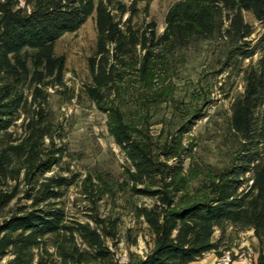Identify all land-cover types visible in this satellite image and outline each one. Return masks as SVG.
<instances>
[{"label":"trees","instance_id":"trees-1","mask_svg":"<svg viewBox=\"0 0 264 264\" xmlns=\"http://www.w3.org/2000/svg\"><path fill=\"white\" fill-rule=\"evenodd\" d=\"M151 1L0 0V264H48L51 245L65 264H118L106 244L117 234L114 224H68L63 199L72 181L64 171L70 170L47 176L65 156V128L51 106L52 92L67 89V60L56 44L93 16L97 42L85 91L109 115L111 134L130 161L134 195L153 200L137 213L154 248L130 264L222 257L228 227L254 233V264H264V33L253 38L245 16L264 24V0H181L168 11L162 34L154 20L134 22L139 5ZM203 45L216 46V73L238 77L243 91L231 104L230 164L197 180L201 172L185 168L189 125L183 122L169 138L155 137L151 116L136 118L125 104L132 92L144 111L165 101L175 57Z\"/></svg>","mask_w":264,"mask_h":264},{"label":"rangeland","instance_id":"rangeland-1","mask_svg":"<svg viewBox=\"0 0 264 264\" xmlns=\"http://www.w3.org/2000/svg\"><path fill=\"white\" fill-rule=\"evenodd\" d=\"M179 1L141 3V12L134 22L141 26L154 20L158 33L162 34L168 11ZM245 16L254 26L253 38L257 39L264 33V24L249 13ZM96 42L93 16L77 32L65 34L56 44L57 55H64L67 60V89L62 95L52 92L51 106L65 128V156L61 166L47 176L62 169L70 170L64 171V176L72 181L63 199L68 224H89L93 229H101V219L105 226L113 223L117 234L106 239V244L118 264H130L131 258L144 257L154 248V236L137 213L140 207H150L153 200L134 195L127 176L130 161L111 134L109 115L86 94V87L92 84L88 59L95 54ZM218 54L215 45H203L178 54L175 70L167 81L168 85L171 81L173 87L165 101L149 104V110L144 111L137 104L138 95L132 92L128 98L130 102L125 104L128 113L136 118H140V113L151 116L150 132L155 137L169 138L183 122L189 125L183 134V142L192 152L191 158L185 160V168L186 172L190 167L194 174L201 172L195 177L197 180L204 178L208 169L220 170L230 164L233 148L228 126L231 104L243 91L238 77L228 79L227 74L216 73ZM192 92L199 94L200 99L191 97ZM198 111L202 115L199 118L195 115ZM220 237L221 232L217 230L214 238ZM78 243L81 249L90 250L79 239ZM258 247V239L252 231L228 227L220 251L230 253L233 261L230 264H254ZM49 252L48 264H65L53 245ZM210 255L213 257H207ZM205 257L198 263H223L215 253Z\"/></svg>","mask_w":264,"mask_h":264},{"label":"built area","instance_id":"built-area-1","mask_svg":"<svg viewBox=\"0 0 264 264\" xmlns=\"http://www.w3.org/2000/svg\"><path fill=\"white\" fill-rule=\"evenodd\" d=\"M221 262L225 263V264H230L232 263V257L230 255V253H227V254H224L222 257H221Z\"/></svg>","mask_w":264,"mask_h":264},{"label":"crops","instance_id":"crops-1","mask_svg":"<svg viewBox=\"0 0 264 264\" xmlns=\"http://www.w3.org/2000/svg\"><path fill=\"white\" fill-rule=\"evenodd\" d=\"M207 257H213V255H210V256H207ZM216 259H217V257H216ZM191 264H199V263L198 262H195V263H191ZM216 264H223V263H219L218 261H216Z\"/></svg>","mask_w":264,"mask_h":264}]
</instances>
